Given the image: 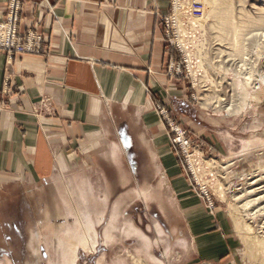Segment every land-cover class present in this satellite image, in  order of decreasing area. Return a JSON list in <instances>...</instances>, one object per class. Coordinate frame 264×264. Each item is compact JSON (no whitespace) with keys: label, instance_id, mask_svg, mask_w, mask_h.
<instances>
[{"label":"crops","instance_id":"obj_1","mask_svg":"<svg viewBox=\"0 0 264 264\" xmlns=\"http://www.w3.org/2000/svg\"><path fill=\"white\" fill-rule=\"evenodd\" d=\"M8 1L0 0V21ZM20 2L19 31L40 34L45 53L8 59L0 51V195L106 162L117 182L104 185L127 192L91 198L101 223L112 213L120 227L126 209L140 202L157 210L163 222L154 225L196 263L242 264L232 222L191 193L144 93L145 85L158 91L167 83L160 23L169 0ZM170 103L195 117L185 99ZM78 175L79 185L89 184ZM4 235L0 264H12Z\"/></svg>","mask_w":264,"mask_h":264},{"label":"rangeland","instance_id":"obj_2","mask_svg":"<svg viewBox=\"0 0 264 264\" xmlns=\"http://www.w3.org/2000/svg\"><path fill=\"white\" fill-rule=\"evenodd\" d=\"M237 1H233L234 5L236 4L233 7H237L236 10L243 7L245 11L251 12V17L258 16L253 17L255 19H248L242 13L241 15L233 12L236 17L234 23L240 26L241 30L246 29L242 31L243 33L241 32L243 37L240 36L237 40L238 47H234L235 40L233 41L234 37L229 32L231 26L229 21L223 22L218 18L219 15L211 14L208 20L201 21L202 25H200L196 21L198 0H169V9L161 17L160 23L167 52L161 75L167 83L159 85L158 91L145 85L144 93L158 125L167 138L168 150L177 162L191 193L205 205L210 213L219 210L227 215L232 224L235 223L233 227L240 240L242 264H256L259 263V256L249 251L248 244L256 235L260 236L257 233L264 230H260L264 216L249 215L245 216L243 221L244 218L236 215L235 210L233 211L235 207L231 204H233V198L238 197L241 194L239 192L254 180H250L252 177L257 174L264 176L261 172L264 170V90L254 93L256 88L261 87L259 76L264 75V10L260 12L257 9L264 8V0H242L243 3L239 4ZM224 4L217 5L218 12L226 8ZM253 4L254 6L251 7ZM256 20L261 26L255 25ZM223 25L227 30L220 29ZM253 27L255 30L251 29ZM250 30L258 35H253ZM225 32L230 34H224ZM257 39L262 41L259 42ZM243 43L246 44L243 45ZM242 50L245 51L244 54ZM245 58L248 61H245ZM248 71L253 73L255 82L250 84L251 88L255 86V89H248L250 98L241 109V88L245 85L244 72ZM212 95L224 99L220 103V107L223 105L224 108L215 107V100L211 99L214 97ZM172 98L188 101L195 117L192 113L179 114L170 103ZM178 134H182L188 143L187 149L184 150L178 143ZM256 142L263 145L258 146ZM129 146L128 144L127 148ZM80 172L89 183L88 185L78 184ZM113 180L117 182L115 170L110 168L109 163L100 161L93 164L88 162V167L81 171L73 170L70 179L56 175L55 178L44 179L37 185L22 184L19 187H9L6 193L0 195V239L4 234L7 235V244L3 239L4 243L2 242L1 246L5 248L4 251L11 263H57L60 256L56 245L58 232H63L67 227L73 230L78 227L76 225H79L78 218L85 220L91 211L96 213L97 202L91 198L96 195L102 196L109 191L111 197L116 199L117 196L127 192V188L123 186L104 185V182L112 183ZM207 197L213 205L212 209L209 207ZM112 200L110 198V204ZM126 211L127 215L121 217V222L129 221L136 230L143 233L151 243L148 253L162 264H203L193 261L189 251L175 244L173 236L167 235L169 238L164 239L158 236L154 222L156 220L163 222V220L158 216L155 208L151 207L145 211L143 205L138 202L131 204ZM252 213L254 211L250 214ZM94 217L101 218L95 215ZM103 219L101 218V221H104ZM236 223L240 224V228ZM242 223H257L254 233L246 234L241 229ZM103 227L104 223L95 226L98 243L95 244L93 251L82 247L77 248L73 264H135L136 262L152 264L148 256L145 257L138 252L140 242L136 237L125 238L119 234L114 245H106L102 242ZM121 228L122 225H120ZM166 229H168L167 225ZM47 238L52 242L49 249L44 243Z\"/></svg>","mask_w":264,"mask_h":264},{"label":"bare ground","instance_id":"obj_3","mask_svg":"<svg viewBox=\"0 0 264 264\" xmlns=\"http://www.w3.org/2000/svg\"><path fill=\"white\" fill-rule=\"evenodd\" d=\"M199 1V4L196 6V21L197 23H199L200 25L201 24V21H206L208 20L207 18L212 14V15H219V19L223 22L225 21H229L228 23L231 25L230 26V33L231 35L234 37L233 41L235 40V43L233 44L234 47H238V43L239 41H237L240 36H242V33L244 32V30L246 31V29L244 30H241V27L238 26L236 23H234V21H236V17H234V13L233 12H237L238 14H244V17L248 18V19H255L253 17H257V16H253L251 17L250 16V11H245V8L241 7L240 9H237L235 7H233L234 3L232 0H198ZM256 1V0H255ZM238 4L239 3H243L242 0H238L237 1ZM253 2V1H252ZM259 2V1H258ZM225 3L226 4V8H224L223 10H221L220 12H218L219 8H218V4H223ZM233 3V4H232ZM224 4V5H225ZM255 5H258V3L256 4V2H254ZM251 5V7L254 6ZM264 4V3H263ZM236 5V4H235ZM234 5V6H235ZM247 5V4H246ZM220 6V5H219ZM242 6V5H241ZM262 6V5H261ZM223 7V6H221ZM257 7V6H256ZM264 7V5H263ZM239 8V7H238ZM221 9V8H220ZM258 11L260 10H264V8H257ZM257 11V10H256ZM261 12V11H260ZM253 13V12H252ZM258 13V12H257ZM256 13V14H257ZM241 14V15H242ZM255 14V12H254ZM262 14V13H261ZM263 15V14H262ZM236 16H238L236 14ZM242 17V16H241ZM251 17V18H250ZM259 17H260V14H259ZM258 17V19H260ZM244 18V19H245ZM264 18V16H263ZM213 19V18H211ZM239 20V17L237 18ZM262 19V18H261ZM216 21V19H215ZM220 21V22H221ZM242 21V20H241ZM247 21H250V20H247ZM254 21V20H253ZM257 21L256 20V23L255 25L257 24ZM261 21V20H260ZM259 22V21H258ZM203 23V22H202ZM237 23H239V21H237ZM242 23V22H241ZM254 24V22H252ZM245 24V23H243ZM219 25V24H218ZM247 25H249V23L247 22ZM258 26H261L259 24H257ZM217 26V25H215ZM242 26V25H241ZM257 26V27H258ZM264 26V25H263ZM252 27V26H251ZM263 28V27H262ZM261 28V29H262ZM201 29V28H200ZM222 31H225L226 27L223 25V27L220 28ZM228 29V30H229ZM251 29H254L251 28ZM219 30V29H218ZM227 30V29H226ZM255 30V29H254ZM257 30V29H256ZM215 31V29H214ZM243 31V32H242ZM259 31V29H258ZM262 31V30H260ZM218 32V31H217ZM220 32V31H219ZM227 32V31H226ZM224 33V34H230L229 32L228 33ZM242 32V33H241ZM248 32V30H247ZM246 32V33H247ZM251 32V30H250ZM254 32V31H253ZM252 33V32H251ZM223 34V35H224ZM249 34V33H248ZM253 34V33H252ZM251 34V35H252ZM258 35V33H254L253 35ZM260 34V32H259ZM264 34V32H263ZM262 34V35H263ZM221 35V34H219ZM249 36V35H248ZM264 36V35H263ZM262 36V37H263ZM244 37L246 38V34L244 35ZM251 37V36H250ZM256 37V36H255ZM261 37V38H262ZM232 39V38H231ZM230 39V41H231ZM260 39V38H259ZM257 39V41H262V40H259ZM224 41V39H222ZM243 40V38H242ZM247 40V39H246ZM251 40V39H250ZM254 40V39H252ZM256 40V39H255ZM207 42V41H206ZM243 42H246V41H243ZM204 43V42H203ZM231 44V46H232ZM246 43H243V45H245ZM224 45V44H223ZM259 45V44H257ZM263 45V44H262ZM241 46V45H240ZM248 46V45H247ZM246 46V47H247ZM260 46V45H259ZM264 46V45H263ZM204 47H207L204 45ZM221 47V46H220ZM233 47V46H232ZM233 47V48H234ZM257 47V46H256ZM262 47V46H261ZM201 48V47H200ZM249 48V47H248ZM246 49V48H245ZM260 49V48H259ZM214 50V49H213ZM241 50V48H240ZM244 50V49H243ZM242 50V52H243ZM247 50V49H246ZM262 50V48H261ZM200 51V49H199ZM203 52V51H202ZM240 52V51H239ZM245 52V51H244ZM243 52V54H244ZM236 53V51H235ZM255 53V52H254ZM262 54V53H261ZM207 55V54H206ZM205 55V56H206ZM235 55V54H234ZM246 55V54H245ZM256 55V53H255ZM225 56V55H224ZM231 56V54H230ZM237 56V55H235ZM248 56V55H247ZM259 56V55H258ZM257 56V57H258ZM261 56V55H260ZM202 57V56H201ZM240 57H242L240 55ZM205 58V57H204ZM230 58V57H229ZM235 58V57H234ZM238 58V57H237ZM247 58V57H246ZM245 58V59H246ZM244 59V58H243ZM251 59V57H250ZM255 60V59H254ZM245 61H248V59H246ZM251 62V61H250ZM255 62V61H254ZM258 62V61H257ZM223 63V62H222ZM247 64V62H246ZM258 64V63H257ZM256 64V65H257ZM243 66V65H242ZM250 66V65H249ZM248 66V68H249ZM254 66V63L252 65V67ZM246 67V66H245ZM257 67V66H256ZM259 67V66H258ZM262 67V66H261ZM204 68V66H203ZM233 68V67H232ZM231 68V69H232ZM247 68V67H246ZM239 69H240V66H239ZM244 69V68H243ZM249 69H252V68H249ZM247 69V70H249ZM263 69V68H262ZM242 70V69H241ZM245 70V71H247ZM260 70V69H259ZM225 71V70H224ZM254 71V69H253ZM257 71V70H255ZM237 72V71H236ZM241 72V71H240ZM242 73V72H241ZM240 73V74H241ZM245 73V85L242 86L243 88L242 91H241V109L248 103V99L250 98L249 95H248V89H255V86H253V88H251V84L255 79L253 78V73H251V71H248V72H244ZM255 74V73H254ZM262 74V73H261ZM260 74V75H261ZM264 74V73H263ZM243 76V74H242ZM260 77V78H259ZM259 82L261 83V87L259 88H256L254 90V93L257 94L258 90H264V75L263 76H259ZM221 78V76H220ZM237 81V80H236ZM255 82V81H254ZM240 84V83H239ZM254 84V83H253ZM237 85V84H236ZM214 88V87H213ZM211 90V89H210ZM235 91V90H234ZM213 92V91H212ZM211 94H214V93H211ZM222 94V93H221ZM223 95V94H222ZM214 96V95H212ZM210 96V97H212ZM203 97V96H202ZM234 98V97H233ZM255 98V96H254ZM212 100H215V104L216 106L215 107H219V108H224V106L222 105L220 107V103L224 101V99H221L219 98L218 96H214L213 98H211ZM210 99V100H211ZM228 99V98H227ZM212 100L210 102H212ZM229 100V99H228ZM252 100H253V97H252ZM257 100V99H256ZM206 101V100H205ZM210 104V103H209ZM224 104V103H223ZM232 104V103H231ZM212 105V104H211ZM234 105V104H233ZM205 106V105H204ZM207 106V105H206ZM232 107V106H231ZM218 108V109H219ZM229 110V109H228ZM254 143V142H252ZM258 143V142H256ZM256 145V144H255ZM258 146H262L263 143H258L257 144ZM248 146V145H247ZM250 146V145H249ZM253 146V145H252ZM251 146V147H252ZM250 147V149H251ZM254 148V147H253ZM256 148V147H255ZM249 150V148L247 149ZM219 161V160H218ZM217 161V162H218ZM207 162V160H206ZM232 167V166H231ZM227 168V167H226ZM261 168V167H260ZM259 169V168H258ZM264 169V168H263ZM214 172V171H213ZM264 173V170L261 171ZM262 173V174H263ZM225 178V177H224ZM243 179V178H242ZM252 179H254L252 181ZM216 180V179H215ZM252 182L248 183L246 188H244L242 190V188L240 190L239 193H241L238 197L236 198H233L232 200V203L231 205H233L235 208L233 209V211L235 210L236 212V215H238L240 218H244L245 216H252V217H257V215H263L264 216V176H260V174H257L256 176L252 177L250 179ZM215 182V181H214ZM222 190V189H221ZM221 192V191H220ZM225 193V192H223ZM237 194V193H236ZM220 195V194H219ZM242 201V202H241ZM229 204V203H228ZM229 207H231L229 205ZM96 208V206H95ZM252 214H250L251 212H253ZM232 215V214H231ZM107 218V217H106ZM118 217H114L112 215V213L110 214V216L108 217L107 221L104 223L105 226L103 228V232H102V236H101V241L104 242L106 245H114V243L116 242V239L118 238L119 234H121V236L125 237V238H130L132 236L136 237L137 239H139V242H140V250L138 252H141L145 257H149V261L150 263L152 264H162L159 260H157L156 258H154L153 256H151L149 253H148V250L149 248L151 247V243L146 239V237H144L143 234H141L140 232H138L134 227H133V224H131L129 221H126V222H122V228L119 229L120 227H118V224H117V219ZM260 218V217H259ZM77 219V218H76ZM233 219V218H232ZM238 220V219H237ZM241 220V219H240ZM243 221L245 220L242 219ZM235 221V220H234ZM247 221V220H246ZM77 222L79 225H76L78 227H75L73 230H71V228L67 227L65 228V230L63 232H58L59 233V236H58V239H57V249L59 250L60 252V256L58 257V261L57 263L55 264H73L74 261H75V253L77 251V248L79 247H82L83 249H86V250H91L93 251L94 249V246L96 243H98V234H96V230H95V226L97 224H100L101 223V218H95L94 215H93V211L90 212V214L88 216H86V219L83 220L82 218H78L77 219ZM76 223V222H75ZM240 223V222H239ZM239 223H236L238 228H240V224ZM244 223V222H243ZM242 223V224H243ZM235 224V223H233ZM261 224V223H260ZM236 227V226H235ZM257 227V223H252V224H243L242 225V230L248 234V233H254V228ZM237 229V227H236ZM239 229V230H241ZM261 229H264V222L262 223L261 227H260V230ZM155 231L156 233L158 234V236L161 237V239L163 238H166V234L164 235L162 230L160 229V227L158 226H155ZM239 232V231H237ZM257 234H260L259 235H256L255 238H253V240L248 244V248H249V251L251 250L255 255H258L259 258H258V262L259 263H256V264H264V230H262L260 233H257ZM243 236V235H242ZM246 238V237H245ZM250 238V237H249ZM243 239V238H242ZM157 240V239H156ZM245 240V239H243ZM44 243L47 244V247L48 249L50 248L51 246V240L49 238L45 239ZM45 244V245H46ZM246 246V245H245ZM247 250V248H245ZM248 252V251H247ZM252 255V254H251ZM254 256V255H253ZM256 259V258H255ZM142 261V260H141ZM255 263V262H254ZM135 264H139V262H136Z\"/></svg>","mask_w":264,"mask_h":264},{"label":"built area","instance_id":"obj_4","mask_svg":"<svg viewBox=\"0 0 264 264\" xmlns=\"http://www.w3.org/2000/svg\"><path fill=\"white\" fill-rule=\"evenodd\" d=\"M20 0H9L6 7L4 18L0 21V51L6 53L8 59L14 56H42L45 53L43 37L31 30L24 33L19 31ZM176 143V141H174ZM178 143L187 149L188 143L182 134H178ZM209 207L213 205L208 199Z\"/></svg>","mask_w":264,"mask_h":264}]
</instances>
